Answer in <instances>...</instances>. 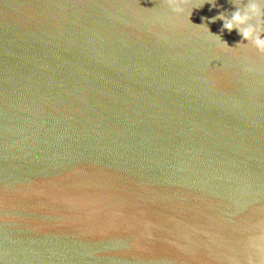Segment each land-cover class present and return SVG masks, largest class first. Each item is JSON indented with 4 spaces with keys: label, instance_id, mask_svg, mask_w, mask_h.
Returning a JSON list of instances; mask_svg holds the SVG:
<instances>
[{
    "label": "water",
    "instance_id": "1",
    "mask_svg": "<svg viewBox=\"0 0 264 264\" xmlns=\"http://www.w3.org/2000/svg\"><path fill=\"white\" fill-rule=\"evenodd\" d=\"M215 2L234 47L211 18L250 0ZM190 22L0 0V264H264V52Z\"/></svg>",
    "mask_w": 264,
    "mask_h": 264
},
{
    "label": "clouds",
    "instance_id": "2",
    "mask_svg": "<svg viewBox=\"0 0 264 264\" xmlns=\"http://www.w3.org/2000/svg\"><path fill=\"white\" fill-rule=\"evenodd\" d=\"M208 2L211 3L212 7H216L215 0H208ZM169 5L175 14L186 15L187 20L190 22L189 17L191 16V10L193 8H202L204 0L198 7H193L190 10L185 7V0H169ZM261 5H264V0H250L247 7L244 9L237 8L231 15L220 13L211 18V22L222 20L223 30L227 29L231 32L233 29H236L238 34L241 35L242 40L234 47H230L226 41L222 40L220 35L212 33L207 24L194 25L191 22L190 23L203 29L218 48L233 50L242 46L247 47L248 45H251L256 50L264 52V34H262L264 33V27L260 26L261 21L259 19H257L256 24L250 22L254 17L264 15V9H262ZM244 41H247V43Z\"/></svg>",
    "mask_w": 264,
    "mask_h": 264
}]
</instances>
